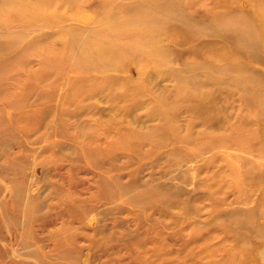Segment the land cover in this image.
<instances>
[{
	"label": "rangeland",
	"instance_id": "1",
	"mask_svg": "<svg viewBox=\"0 0 264 264\" xmlns=\"http://www.w3.org/2000/svg\"><path fill=\"white\" fill-rule=\"evenodd\" d=\"M133 2L151 0H15L0 8V19L11 28L0 47V264H207L224 258L226 250L218 243L226 233L217 225L200 241L214 251L184 258L195 251L185 239L188 222L195 207L207 204L206 213L210 200L200 199L206 189L199 176L207 173L199 175L198 161H185L178 152L192 159L210 137L186 141L185 128L170 133L165 143L140 136L157 123L144 87L100 80L115 74L132 79L134 56L114 58V69H95L96 61L61 28L105 19L100 25L113 31L161 33L150 14L133 16L122 7ZM117 7L125 14L122 20L108 16ZM77 51L84 62L75 58ZM153 65L149 86L175 91L176 82L161 76L165 68ZM142 66L136 62L134 70ZM224 105L236 120L239 102L221 100ZM244 112L258 127L237 131L254 136L250 147L264 153V117ZM182 123L187 124L184 118ZM210 169L208 174L218 171L216 165ZM173 188L184 190L182 197L173 195ZM226 196L230 201L236 194ZM183 198L189 199V211ZM253 223L264 226L262 210ZM239 224L235 218L227 225ZM242 231L241 241L250 242L251 231ZM255 240L259 247L250 252L264 257V238ZM235 257L243 263L246 255Z\"/></svg>",
	"mask_w": 264,
	"mask_h": 264
},
{
	"label": "bare ground",
	"instance_id": "2",
	"mask_svg": "<svg viewBox=\"0 0 264 264\" xmlns=\"http://www.w3.org/2000/svg\"><path fill=\"white\" fill-rule=\"evenodd\" d=\"M13 2L15 0H0V8L5 9V5ZM122 7L133 16L141 11L150 14V20L160 24L161 33L141 35L127 30L113 31L100 25L107 21L105 19L75 26L66 23L61 28L71 34L73 44L83 46L96 61L95 69H114V58L124 54L134 56L129 68L134 75L132 79L115 74L100 80L104 84L122 81L133 88L144 87L149 97L147 102L154 109L152 118L157 123L141 131L140 136L165 143L170 133L185 128L186 141L190 137L193 140L210 137L206 145L191 155L192 159L178 152L185 161H198L199 175L202 171L207 173L204 178L199 176L201 187L206 189L200 199L203 203L207 198L210 200L206 213L203 209L207 204L195 207L194 219L188 222L191 231L185 239L193 244L195 251L185 253V260L192 261L204 252L214 251L212 245H203L200 241L210 236L209 226L217 225L226 233L225 240L218 243L226 254L220 262L208 260L207 264H260L264 259L261 251L256 254L250 251L259 247L255 239L264 238V226L252 224L258 211L264 212V153L256 146L250 147L249 144L257 140L254 136L239 133L237 129L258 127L255 120L246 117L247 113L243 115L244 109L257 119L264 117V0H151L149 4L133 2ZM111 9L108 15L111 19H124L121 7ZM6 32H11L10 25L5 26V19L1 18L0 47L5 44L2 39L5 40ZM112 39L116 41L110 43ZM75 58L84 62L85 56L77 51ZM134 62L143 64L139 73L134 70ZM152 64L165 68L161 76L176 82L175 91L149 86ZM230 99L240 104L236 120H231L232 114L226 112V105L225 109L220 107L221 100ZM156 105L161 108L156 110ZM219 112L223 113L222 117L217 116ZM182 118L187 124H181ZM215 165L218 171L208 174ZM181 175L183 179L184 173ZM227 175L235 177L234 180H227L224 177ZM215 185L217 189H213ZM183 192L181 189L172 191L177 196ZM226 192H234L235 198L229 201ZM24 196L22 193L23 200ZM182 202L183 208L189 211L191 208L186 206L190 205L189 199L183 198ZM251 202L254 203L249 205ZM182 218L183 222L188 221L186 213ZM235 218L240 221L239 228L227 225ZM243 228L251 231L252 235L246 234L250 242L241 241V234H245ZM230 235L234 238L228 243ZM215 237L211 235V239ZM237 255H246L243 263L236 262Z\"/></svg>",
	"mask_w": 264,
	"mask_h": 264
}]
</instances>
